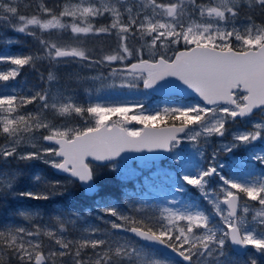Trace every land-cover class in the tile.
<instances>
[{
  "label": "snow or ice",
  "instance_id": "obj_1",
  "mask_svg": "<svg viewBox=\"0 0 264 264\" xmlns=\"http://www.w3.org/2000/svg\"><path fill=\"white\" fill-rule=\"evenodd\" d=\"M20 34L32 38L31 49L0 52V87L6 89L0 93V200L47 202L77 184L94 193L98 169L128 181L154 166L144 186L162 177L170 199L159 205L141 199L142 189L125 190L126 210L97 205L102 215L96 219L105 228L78 227L83 217L76 211L44 224L32 222L41 205L18 209L30 223L0 225V264H170L161 250L185 264H258L257 256L264 258V0H0V41L18 44ZM113 36L116 46L107 51L85 46ZM73 65L94 72L87 79L101 87L190 91L198 101L153 114H144L142 103L84 105L57 74ZM25 69L36 74L37 85L24 90L9 83ZM257 112L261 119L254 121ZM237 118L254 127L230 131ZM133 123L143 127L128 126ZM214 136L222 140L209 158L205 146ZM185 140L199 142L195 150L208 161L195 173L176 151ZM241 147L245 158L219 161ZM145 152L171 154L176 171L159 168L160 156L135 166L122 156ZM32 161L62 178L37 173L31 187L19 191L21 170L10 165ZM226 167L246 170L248 179L226 174ZM188 186L211 209L181 199ZM228 244L236 256L226 251Z\"/></svg>",
  "mask_w": 264,
  "mask_h": 264
},
{
  "label": "rangeland",
  "instance_id": "obj_2",
  "mask_svg": "<svg viewBox=\"0 0 264 264\" xmlns=\"http://www.w3.org/2000/svg\"><path fill=\"white\" fill-rule=\"evenodd\" d=\"M54 1L55 3L59 2V0H54ZM242 24H243L242 21L238 22V27H242ZM19 41L20 42L18 44H12V45H8L5 41H0V52L4 54H8L9 52H12V53L27 52L34 45V41L32 40L31 37H25L22 34L19 35ZM85 46L93 50L94 52H99L101 50L107 51L109 48H114L116 46V39L114 36L108 37V38H101V39H92V40L87 41ZM182 47L183 46L181 45V48ZM3 67H6V65H4ZM25 70H27L26 76H28V74H33V76L36 78L34 85L35 83L37 85L38 79H37L36 74L28 69H25ZM48 70H49L48 62L44 61L41 67V71H43L45 75H47ZM57 74L60 78L61 84L64 87H66L70 92L74 93L79 98L80 103L84 105L99 103L103 106H113V105H118V104L134 105L137 103H142L145 109L144 114H153L156 110L158 109L162 110L164 107H167V106H176V105L188 104L190 102H196L195 100H192V99H186L183 101H180V100L158 101V100L153 99L152 95L149 94L146 90H144L142 86L139 89H135V90H130L127 88H120V87H115V88L108 87V86L101 87L99 82L94 83L90 81L89 79H87V77L94 75L95 74L94 72L90 71L87 68H79L75 65L71 67H60L57 70ZM112 82H113L112 80H108L107 84L111 85ZM9 83L10 84L15 83L17 88L27 90V87H25L27 85V79H25L22 75L17 78V81L9 82ZM116 83L118 84L119 81H117ZM5 91L6 89L4 87H0V93H3ZM32 107L33 106L29 105L28 106L29 110H31ZM112 119L115 120L117 118L112 117ZM252 119L254 121L260 120L261 114L260 113L255 114L252 117ZM128 126L133 127V128H142L141 125H136L134 123ZM252 127H254V125L248 124L245 120L243 121V124L241 125L237 121L228 125V128L230 131L238 130V129H246L247 131H251ZM196 130L199 131L200 129L196 128ZM208 139L210 141L211 146H205L204 156L210 158L212 147L217 146L221 142L222 138L214 136ZM223 139H224V142H227V140H229L230 137H226ZM202 140H203V137H201V141ZM257 145L259 146V142H257ZM197 146H199V142H189L185 140L183 143L180 144L179 148L176 150V151L182 152L183 155L185 156L186 164H187L186 170L188 172L195 173L199 167L207 166L208 161L205 160L203 157H201L196 152L195 148ZM247 155L248 153L245 151L243 147H241L232 154L222 153L218 157V159L222 163L231 165L233 160L243 159ZM125 163H129V162H125ZM130 163L134 164V166L138 164H142V163H134V162H130ZM158 166L159 168L166 169L169 172L176 171L174 159L172 161L168 159L165 162H160L158 163ZM10 167L13 169L19 168L21 170L22 174L19 178L18 187L22 186L21 180L25 174H31V176L34 177L37 173L39 174L42 173V171H44L46 168L49 169L47 166H45L39 161H32V162H29L28 164H24V163L17 164L16 162H13L10 165ZM155 170H156V166H154L151 170H148V169L142 170L141 175L142 177H150L151 172ZM97 171L101 176V179L97 183L98 186L108 183L110 178L119 180V182H128V181L135 182L137 178L141 176L139 175L138 177L132 180L122 181L119 178V173L117 171H109L107 169H98ZM224 172L226 174H231L234 178L240 181H244L248 179V173L246 170H243V169H238L235 167H226L224 169ZM153 182H154V185H152L151 183V187H146L142 191H140L139 187L136 186L135 191H140L141 199L147 200L149 202H153L154 204L162 205L166 199H170V194L168 193L166 189V181L164 180V178L160 177V178H156ZM188 187L190 189L189 192L185 196L181 197V199H183L185 202L186 201L189 202L190 198L192 197L194 198V201L199 200V199L203 200L201 195L198 193V190L191 188V186H188ZM129 193H131V191H129ZM125 200L127 203V198H125ZM98 202L99 204H104V203H101L98 198H96L92 200L91 202H88L87 206L92 207V209L99 210L97 207ZM121 204L123 203H120V206H117V207L120 208L121 210H126L125 208L126 206L121 205ZM207 206L209 207V209H211L210 205L207 204ZM239 211L242 214V209H239ZM20 218L22 221V222L20 221L21 224L27 225L28 223H30L29 221L24 220L21 215H20ZM43 218L44 217L42 215L38 217H34L32 222L41 223V220H43ZM108 218L112 219L111 217H108ZM169 262L170 264H173L171 261Z\"/></svg>",
  "mask_w": 264,
  "mask_h": 264
},
{
  "label": "trees",
  "instance_id": "obj_3",
  "mask_svg": "<svg viewBox=\"0 0 264 264\" xmlns=\"http://www.w3.org/2000/svg\"><path fill=\"white\" fill-rule=\"evenodd\" d=\"M48 4H54V0H45ZM27 70H25L22 73V76L27 79V89L32 88L34 85V82L36 81V78L33 76V74H27ZM26 76V77H25ZM36 85V83H35ZM36 173V172H35ZM34 173V174H35ZM42 175H47L53 179H58L59 177L53 175L49 169H45L40 173ZM33 177L31 174H25L22 178V186L18 187L19 191L28 190L33 181ZM144 177L139 176L135 182L128 181V182H119V180H116L114 178H110L108 183L102 184L99 186V191L96 196L92 198H85L82 194V189L79 187V185H75L72 189L70 194L65 196H55L50 201H30L27 199L18 200L14 197H7L6 199L0 200V225H16L21 224V218L20 214L18 212V209H25L30 208L34 205H41L42 207V213L41 215L44 217L43 220H41V223L49 224L54 222V218L56 216H70L72 211L79 212L81 217L83 219L79 221L78 227H81L85 224H95L100 227H107L103 224L102 221L97 220L96 217L102 214L99 210L92 209V207H88V202H91L92 200L98 198L101 203L107 204V205H116L120 206V203H123L121 205H125L127 208L128 200L126 203L124 192L127 190L128 192H134L135 187L138 186L139 189L143 190L146 187L144 186ZM152 185H154V182H151ZM72 194V195H71ZM189 202H194L199 204L203 208L209 209L206 202L203 200H195L194 198H190ZM188 203V202H187ZM99 204V202H98ZM91 209V214H88L85 210ZM21 221V222H20ZM83 222V223H82ZM101 223V224H100ZM76 235L78 233L71 232L70 235ZM226 251H228L231 255L236 256L231 251L229 245L226 246ZM244 259H247V257H243ZM258 264H264V258L257 256Z\"/></svg>",
  "mask_w": 264,
  "mask_h": 264
},
{
  "label": "water",
  "instance_id": "obj_4",
  "mask_svg": "<svg viewBox=\"0 0 264 264\" xmlns=\"http://www.w3.org/2000/svg\"><path fill=\"white\" fill-rule=\"evenodd\" d=\"M148 91L155 93L157 95H161L163 97L179 96L182 98H189L191 96H194L193 94L190 93V91H183V90H168V91L148 90ZM194 99L198 101V98L195 96H194ZM237 119H240V118H237ZM181 135H183V134H181ZM148 155L160 156L161 159L159 161H163V160H166L168 158L169 153L156 152V153L149 154V153L145 152V153H125V154H122V156L124 157V161H134V162H143L144 157H146ZM93 163H95V162H93ZM53 172H54V170H53ZM81 187L84 190V194L88 197L93 196L96 193V192L87 193L85 190V187H83V186H81ZM96 187H97V185H96ZM97 189H98V187H97ZM229 246H230L231 250L233 251V253H235L237 255L238 250L236 249V247L231 245V244H229ZM153 247H156V246H153ZM161 254L164 257L171 259L175 262L185 264V262H182V258L178 257V255H176V254H172L170 252V250L167 253H163L161 250Z\"/></svg>",
  "mask_w": 264,
  "mask_h": 264
},
{
  "label": "flooded vegetation",
  "instance_id": "obj_5",
  "mask_svg": "<svg viewBox=\"0 0 264 264\" xmlns=\"http://www.w3.org/2000/svg\"><path fill=\"white\" fill-rule=\"evenodd\" d=\"M153 99L158 100V101H163V100H164V99H162L161 97H158V96H156V95L153 96ZM177 100H178V99H177ZM243 121H244V120H238L237 122L240 123V125H241V124H243ZM71 193H72V192H71ZM71 195H72V194H71Z\"/></svg>",
  "mask_w": 264,
  "mask_h": 264
}]
</instances>
